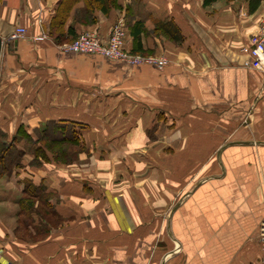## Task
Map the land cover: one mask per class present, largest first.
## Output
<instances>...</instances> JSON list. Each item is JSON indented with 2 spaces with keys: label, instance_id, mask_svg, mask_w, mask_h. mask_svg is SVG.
Masks as SVG:
<instances>
[{
  "label": "crops",
  "instance_id": "crops-1",
  "mask_svg": "<svg viewBox=\"0 0 264 264\" xmlns=\"http://www.w3.org/2000/svg\"><path fill=\"white\" fill-rule=\"evenodd\" d=\"M106 1L0 0L1 131L79 123L86 149L68 165L26 154L0 178V264H262L264 73L242 50L264 1L254 14L246 0ZM138 22L162 69L61 50L124 24L133 53ZM25 178L53 209L37 241L17 233Z\"/></svg>",
  "mask_w": 264,
  "mask_h": 264
},
{
  "label": "trees",
  "instance_id": "trees-1",
  "mask_svg": "<svg viewBox=\"0 0 264 264\" xmlns=\"http://www.w3.org/2000/svg\"><path fill=\"white\" fill-rule=\"evenodd\" d=\"M106 0H93L96 6H103L107 3ZM219 0H203L205 8L214 6ZM227 3H231L235 0H225ZM264 0H246L248 4V13H256ZM99 2V3H98ZM98 3V4H97ZM64 24V21L62 20ZM134 28L135 41L137 45L134 48L133 53L144 54L140 48V35L137 34L141 31V22L137 23ZM173 24L165 26V34L171 37L173 41H179L181 36L177 29L173 28ZM60 39V38H58ZM76 40V39H75ZM74 41V40H73ZM146 55V54H144ZM85 127L82 124H76L71 122H49L44 126L35 129L34 136L28 134L27 131L21 126L17 131V134L11 139L3 133L0 129V178L13 174L16 170L24 169L23 158L26 154L33 156L34 160L32 166L36 167L43 162L49 163L51 160L62 164L68 165L77 161L79 154L86 152L82 132ZM21 141H26L29 145L27 148L18 149L17 146L21 145ZM34 148L31 149L30 145ZM52 155V158L49 155ZM23 185V198L19 201L20 216L19 226L17 233L21 238H25L30 234L29 226L26 219L30 220L32 214L38 212L39 215L50 214L52 210L48 205V193L46 187L40 183L35 184L28 178L22 180ZM39 203L44 206L46 210L36 209V204ZM47 221V219H46ZM48 224L50 221L48 220ZM51 224V223H50ZM44 226L37 230L35 237H28L31 241H37L38 238H43L48 231H44ZM27 234V235H26ZM26 235V237H24ZM39 236V237H38ZM38 237V238H37Z\"/></svg>",
  "mask_w": 264,
  "mask_h": 264
},
{
  "label": "built area",
  "instance_id": "built-area-1",
  "mask_svg": "<svg viewBox=\"0 0 264 264\" xmlns=\"http://www.w3.org/2000/svg\"><path fill=\"white\" fill-rule=\"evenodd\" d=\"M26 30L18 28L12 35L13 41L24 38ZM125 32L123 26L120 24L116 26L109 34L108 41L104 44L101 42L100 37L94 33L80 34L76 40L70 45L63 46L64 52L81 53L87 55H97L102 58H107L112 61L122 62L128 65H152L160 69L167 64L164 59H147L142 57H128V54L123 50V43L125 40ZM45 39V36H42ZM242 53L247 57V62L244 67L254 71L264 73V20L261 23L259 33L251 37L247 46L242 50ZM260 246H261V263L264 264V222L260 229Z\"/></svg>",
  "mask_w": 264,
  "mask_h": 264
},
{
  "label": "rangeland",
  "instance_id": "rangeland-1",
  "mask_svg": "<svg viewBox=\"0 0 264 264\" xmlns=\"http://www.w3.org/2000/svg\"><path fill=\"white\" fill-rule=\"evenodd\" d=\"M121 25L123 26V29H124V32H125V35H124V36H125V40H124V43H123V50H125V52L128 54V57L131 58V57H133V56H137V57H142V58H144L145 60H147V59H148V60H149V59H157V60H162V59H164V60L166 61V63L168 62L167 59H166V56L159 57V56H157V55L155 56V55H151V54H147V55H144V54H137V53H131L130 51L126 50V49H125V41H126V39H127V31H126V27H125V25H124V24H121ZM114 28H115V27H114ZM85 33H94V34H96V35L98 36V34L95 33V32H93V31L85 32ZM99 37H100V36H99ZM108 39H109V37L106 38V39H105V38L102 39V38L100 37V40H101V42H102L103 44H104V42L106 43V42L108 41ZM73 42H74V41L68 43L67 45H70V44H72ZM64 46H65V45H64ZM62 47H63V46H62ZM61 50H63V48H61ZM167 64H168V63H167ZM167 64H166V65H167ZM166 65H165V66H166ZM27 146H29V145L26 143V141H21V145H18L17 148H18V149H22V148H24V147L27 148ZM30 148L33 149L34 146L31 144V145H30ZM78 157H79V156H78ZM23 165H24V164H23ZM37 205H38V208H37V209H38V210H41V209H42V206H40L38 203L36 204V206H37ZM42 210H43V209H42ZM34 214L36 215V218H35V219H36V222H38V223L40 224V226L42 227V226L44 225L43 222L46 220V217L44 216V218H43V215H39L38 212H36V213H34ZM50 218H51V217H50ZM54 219H55V218L52 216L51 221H50L49 219H48V220H49L50 222H52L53 224H55V223H54ZM26 221L28 222V223H26V224H28V226H31L32 228H35V227H34L35 224H34L33 218L30 217V220H29V219H28V220L26 219ZM36 222H35V223H36ZM41 227H40V228H41ZM34 230H35V229H34ZM36 233H37V230H35V234H36ZM35 234L32 233V237H35V236H36ZM26 235H27V234H26ZM26 235H25L24 237H26ZM29 236H30V234L26 237L27 240H30V239L28 238ZM38 237H39V236H38ZM38 237H37V238H38ZM38 239H41V238H38ZM38 239H37V240H38Z\"/></svg>",
  "mask_w": 264,
  "mask_h": 264
},
{
  "label": "water",
  "instance_id": "water-1",
  "mask_svg": "<svg viewBox=\"0 0 264 264\" xmlns=\"http://www.w3.org/2000/svg\"><path fill=\"white\" fill-rule=\"evenodd\" d=\"M3 47H4V42L0 38V63H1L2 55H3V53H2Z\"/></svg>",
  "mask_w": 264,
  "mask_h": 264
}]
</instances>
